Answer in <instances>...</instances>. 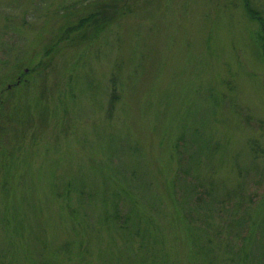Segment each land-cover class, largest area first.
<instances>
[{
  "label": "rangeland",
  "instance_id": "374dc122",
  "mask_svg": "<svg viewBox=\"0 0 264 264\" xmlns=\"http://www.w3.org/2000/svg\"><path fill=\"white\" fill-rule=\"evenodd\" d=\"M91 1L0 0V97L31 115L0 141V264H264L257 21L242 0H123L106 31L79 30L48 62L43 46ZM41 57L22 87L14 64ZM120 187L140 207L127 226Z\"/></svg>",
  "mask_w": 264,
  "mask_h": 264
},
{
  "label": "trees",
  "instance_id": "16d2710c",
  "mask_svg": "<svg viewBox=\"0 0 264 264\" xmlns=\"http://www.w3.org/2000/svg\"><path fill=\"white\" fill-rule=\"evenodd\" d=\"M121 1L123 0H93L91 1L88 4L90 7L89 9L90 12L87 15L78 16L76 20L74 21H69V20L66 21L59 29L58 31L59 33L57 37H55V40L54 41L52 40L51 42L43 46V48L41 49L42 55L44 56L43 58H46V59L48 58V62H50L53 58V55H55L57 51L59 50L57 45H59L60 42L62 41L73 39L76 36V32H78L79 30L80 32H84L83 37H86L87 41L92 42L93 40H95L103 31H106L110 27V24L112 21H116L115 19L119 18L121 15L125 13L124 9L126 8H124V6L127 3H125L124 5L123 3H121ZM242 2H243V6H244L246 14H248V16L251 17L252 19L256 20L259 25V29H260L259 30V41L261 44V50H262L263 57H264V16L261 17L258 14V12H256V10H254L251 7L250 0H242ZM120 3L122 5H120ZM108 8H109V11H108ZM4 20L7 21L8 18H5ZM3 28L7 29L6 25H3ZM1 48H2V45L0 44V49ZM43 58L41 57L39 61H37L36 63H35V58L23 59L21 61H18V63H15L14 66L16 67L17 71L19 70V74L21 75L20 76L21 80H19L17 83L21 84L22 87L27 86L28 82H26V80L28 79V76L31 73L30 71L38 70L40 72V70L43 67L48 65V62L42 63V61L44 60ZM1 62L2 61L0 60V63ZM24 66L31 67L29 70V73L26 74L24 69H22ZM25 78H27L25 81L22 80ZM111 83L113 86H112L111 94L108 95V101H107L108 107H107L106 115H110V112H112V108L117 102L121 100V97H122V94H117L116 92V82L114 79L112 80ZM37 101L39 102V99ZM6 105H9V106L5 108ZM29 109L30 107H27L24 103L20 102V97H17V99L13 101L11 104L10 103L4 104L0 97V141H3V136H4L3 133L6 127L5 123L7 121L8 122L11 121V122H15L17 125H20L22 127L23 119L24 121L26 118L30 119L31 115H30ZM199 152L197 150H195V152H192L191 156L189 157V161H187V165L182 166L183 168L187 167L188 173L189 171L190 173L195 172V171L198 173L199 164L201 163L199 162L200 159L197 160V155ZM119 164H121L122 167H127L123 163H119ZM136 175L137 173L135 172V169L133 168L132 169V179L134 183L138 185L137 184L138 176ZM9 177L10 176L7 174L6 179H4L2 183V186H3L2 188H3V192L5 193V197H7V194L9 193V191L15 190L13 187L14 186L13 179L10 180ZM182 179H185V178H182ZM187 184L189 185V183ZM145 186H147V183L145 184ZM193 187L195 186L189 185L188 189H191V188L193 189ZM67 191L69 190L64 189L63 191H60V195L62 197L65 196L66 194H68ZM89 191L82 190V192L85 195L86 193L89 194ZM186 191L188 192V190ZM119 196H122V198L126 196L128 199H130V206H129L130 212L125 216L123 220L124 221L123 223L126 224L127 226L129 223L133 221L134 218L135 219L137 218V211L140 210V207L135 204L136 203L135 201H133L134 198L132 197L131 193L128 190L124 189L123 187H120V191L118 192V195L116 197L119 198ZM205 210H207V208H205ZM147 228L148 230L146 231L143 230V233L142 231H140L139 234L140 235L146 234L148 236L151 235V233L153 234L154 231L149 226H147ZM250 233H253V232H250ZM144 238L145 237H143L142 239ZM248 258L249 257L246 256L245 258H243L242 262L247 263L244 261H247ZM211 262H213V259ZM213 264H216V263H213Z\"/></svg>",
  "mask_w": 264,
  "mask_h": 264
}]
</instances>
